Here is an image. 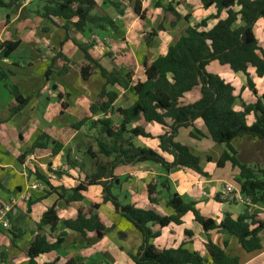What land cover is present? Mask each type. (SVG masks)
Returning a JSON list of instances; mask_svg holds the SVG:
<instances>
[{
	"label": "crops",
	"instance_id": "obj_1",
	"mask_svg": "<svg viewBox=\"0 0 264 264\" xmlns=\"http://www.w3.org/2000/svg\"><path fill=\"white\" fill-rule=\"evenodd\" d=\"M111 1L119 3L122 15L111 6H106L102 0H96L97 12L100 11L112 19L117 32L93 29L89 34L81 35L70 27L68 34L79 45L88 47L90 57L98 61L104 69L122 70V74L131 72L133 82L145 80L142 62L144 60L151 62L163 55L171 45L168 39L177 34L175 30L181 24L184 31L188 24L194 25L215 13L214 8L203 10L200 0H177L176 11L182 17L189 15V23L180 22L173 29L168 28L166 22L163 23L166 31L158 32L152 44L146 47L143 36L156 28L162 18L161 9L156 8L155 5L156 3L165 5L169 0ZM135 1L140 3L141 11L144 12L143 20L133 12ZM182 4L192 7L196 14H186L183 9L181 12L179 9L182 8ZM41 6L40 0H22L9 10L0 9V51L3 43H18L16 50L8 58H0V78L3 77V80H0V206L10 207L7 214L9 229L4 230L0 226V264H26L27 250L39 233L43 234L50 244H53L60 234L65 233L61 238V247L54 252L39 256L37 258L39 264L54 261L56 264H65L67 257L73 258L76 264H103L109 253L113 262L125 260L126 264H134L128 255L136 254L142 238L110 204L102 203L103 194L100 186L89 187L82 202L66 205L56 194L46 193V185L37 181L33 175H29V171L33 172L36 169L48 178L51 187L68 190L75 188L85 176L94 173L96 162L105 164L110 161L97 154L94 140L98 138L97 130L90 128L91 121L105 117L101 114L91 116L89 113V108L97 103L105 82L98 72L87 81L81 80L78 65L84 62L82 52L70 40L65 41L66 34L61 28V21L54 19L56 26H53L47 20L35 15ZM215 22V20L209 21L208 28H211ZM254 35L263 48V20H258L256 23ZM59 53L68 62L64 63L63 58H57L52 65V59ZM64 66L66 72L60 75L59 71ZM50 67L51 74L46 79L45 73ZM207 71L234 87V95L239 98L233 104L236 112L242 110L241 103L248 105L255 102L256 98L247 88L243 74L233 73L229 67L220 66L217 62H211L207 66ZM248 73L257 97H260L264 93V78H258L253 69H249ZM11 88L17 89L22 98L29 99L24 108L15 115L10 113V108L15 105L10 94ZM106 91L117 94L112 104L114 109H128L135 101L133 94L117 86H108ZM42 98L56 102L46 105ZM198 99L199 93L192 91L186 93L179 102L181 105H189ZM86 117L90 118V122L78 130L73 128ZM107 118L114 124L120 122V118L115 113ZM253 122L254 117L248 116L247 124ZM133 127H141L151 135L150 138H131L134 148L159 151L158 137L167 131L165 128L155 123L145 124L142 118L133 121L128 129ZM195 129L204 137L199 140L193 139L190 137L192 128H180L174 141L187 147L199 159L200 167L206 177L183 168H175L166 174L159 165L151 162L117 165L112 171L114 183L112 194L117 196L123 205L154 210L161 216H170L173 212L166 207L167 192L158 188V194L155 196L157 203L151 204L146 190L151 181L159 184L165 179L170 193L178 194L185 203H195L201 215L214 219L216 223H220L226 214L233 220L245 214L255 221L264 222V205L232 202L220 197L224 185H231L238 191V186L234 182L238 170L232 168L229 163L218 168L216 163L226 150L225 146L213 143L201 122L195 123ZM42 133L52 142L62 145V150L57 155H52L50 144L47 149L34 150L25 158L23 164H19L17 158ZM231 146L236 151V158L241 164L264 170V141L244 136L232 140ZM88 151L95 154V159L88 155ZM163 156L168 162L172 161L171 156L166 154ZM67 157L73 163V167L66 163ZM208 158L210 161L207 160ZM48 170L60 171L62 174L52 179L49 178L52 174ZM36 200L37 202L27 210V202ZM96 204L99 205L98 209H92L91 207ZM52 206H55L59 219L57 227L54 230L43 227L39 231L36 226L42 214ZM79 208H83L87 214L98 216L106 228L113 227V230L98 240L93 233L83 238L79 233L64 229L62 222L74 220ZM184 231L191 232L192 236H185ZM12 235L16 237L13 244ZM258 238L261 249L246 253L239 246L237 239L232 236L215 232L204 234L188 213L182 218V225L171 224L163 228L160 236L150 243L159 251L176 249L184 244L185 248L207 257L205 244L209 240L222 248L227 256L237 258L238 264H264V230L258 234Z\"/></svg>",
	"mask_w": 264,
	"mask_h": 264
},
{
	"label": "trees",
	"instance_id": "obj_2",
	"mask_svg": "<svg viewBox=\"0 0 264 264\" xmlns=\"http://www.w3.org/2000/svg\"><path fill=\"white\" fill-rule=\"evenodd\" d=\"M42 6L35 15L47 20L56 26L54 19L62 22L61 28L65 31V41L70 40L80 50L84 62L78 65L79 75L82 81H87L96 72L104 80L105 86L99 94L97 103L89 108L91 116L101 114L105 118L91 121L86 117L74 129L78 130L87 122L90 128L97 130L98 138H95L97 154L109 159L103 163H95V171L85 176L75 188H53L48 178L41 175L36 169L29 175L46 185V193H54L59 200H64L68 205L72 202H82L87 189L92 186L102 188V203L110 204L114 211L127 221L141 236L142 243L135 255H128L134 264H238V259L229 257L224 250L211 241L205 244L207 257L197 251L185 248L181 244L176 249L157 250L150 242L160 236V231L169 225H182V218L190 214L192 221L197 224L204 234L215 232L225 234L237 239L239 246L246 253L257 252L261 249L258 234L264 230V222L255 221L245 214L233 220L226 214L220 223L210 217L201 215L196 204L185 203L176 193H170L167 180L163 179L159 184L151 181L147 185V196L151 204H156L157 190L167 192L166 207L173 214L161 216L154 210L138 209L131 205H123L117 196L112 194L114 188L112 171L117 165L138 164L151 162L159 165L167 174L175 168L191 170L198 175L206 177L200 167L199 159L194 156L187 147L174 141L180 128H192L190 137L196 140L204 135L195 129V123L201 122L210 140L218 145H224L225 151L216 163L218 168L229 163L232 168L238 170V176L234 179L238 186L239 194L248 199L252 205H264V170L255 169L241 164L236 158V151L231 146L232 140L244 136L264 141V93L257 97L256 90L248 73L253 69L258 78H264V47H260L254 35V27L258 20L264 21V0H200L203 10L214 8L215 13L194 25H189L190 16L182 17L177 11V0H169L167 4L156 3V8L161 9L162 18L159 25L151 29L143 36V42L149 47L158 32H165L163 23L168 28H175L180 22L188 26L179 38L167 47L165 53L154 61L144 60L142 70L145 76L143 82H133L132 73L122 74V70H106L98 61L93 60L88 54V47L79 45L73 41L68 30L72 27L81 35L89 34L93 29L98 31L117 32L115 23L103 13H98L96 0H40ZM104 4L111 6L119 15H122L117 1L102 0ZM22 0H0V9H11ZM133 12L139 19H144L141 5L135 1ZM224 15V17H222ZM215 20V24L208 28V23ZM92 43V42H91ZM18 43L6 42L1 45L0 58H8L17 48ZM57 58H63L59 54L52 59V65ZM211 62H217L220 66H227L233 73H241L246 78V86L255 96L253 104L241 103L242 110L236 112L233 104L239 98L234 95V87L226 83L219 76L209 73L207 66ZM51 65V66H52ZM66 72L64 66L59 74ZM51 74V67L47 69L45 78ZM1 75V74H0ZM3 80V77L0 78ZM114 87L128 91L134 95L135 101L128 109H114L112 104L117 98L114 92H107L106 87ZM197 91L199 99L193 104L181 105L180 99L189 92ZM14 106L10 108L11 115L19 113L28 103V98H22L18 90L10 89ZM104 100V101H103ZM115 113L120 122L114 124L109 118ZM252 115L254 122L247 124V117ZM142 118L145 124L155 123L167 131L158 137L159 151L151 149L134 148L130 139L134 137L150 138L141 127L128 129L133 121ZM126 136H129L127 138ZM52 145V155H57L62 150V145L42 133L35 142L17 158L19 164H23L25 158L36 149H47ZM172 157L168 162L163 156ZM88 155L95 159V154L88 151ZM210 161V159H207ZM68 166L73 163L66 158ZM48 172L56 177L60 171ZM104 179V180H103ZM112 179V181H111ZM59 191V193H58ZM218 201V197H215ZM36 201L27 202V210ZM99 205H93L92 209H98ZM0 208H2L0 206ZM59 223L55 206L49 207L42 214L37 229L49 227L54 230ZM62 227L79 233L83 238L93 233L96 239L101 240L113 227L106 228L98 216L87 214L83 208H79L74 220L62 222ZM185 236H192L191 232L184 231ZM58 236L53 244H50L43 234H37L31 242L26 256V264H39L37 258L58 250L62 244V237ZM12 235V244L15 240ZM45 264H56L55 261ZM65 264H76L73 258L67 257Z\"/></svg>",
	"mask_w": 264,
	"mask_h": 264
},
{
	"label": "built area",
	"instance_id": "obj_3",
	"mask_svg": "<svg viewBox=\"0 0 264 264\" xmlns=\"http://www.w3.org/2000/svg\"><path fill=\"white\" fill-rule=\"evenodd\" d=\"M49 178L54 179L55 177L54 175H50ZM220 197L230 200L232 202L249 203L248 199L242 198V196L239 194V191H236L231 185L223 186V189L220 192ZM9 211H10L9 206H4L0 208V226L4 230L9 229V223L7 220V214L9 213Z\"/></svg>",
	"mask_w": 264,
	"mask_h": 264
},
{
	"label": "rangeland",
	"instance_id": "obj_4",
	"mask_svg": "<svg viewBox=\"0 0 264 264\" xmlns=\"http://www.w3.org/2000/svg\"><path fill=\"white\" fill-rule=\"evenodd\" d=\"M106 6H108L107 4H105ZM184 10V12H186V14H190V15H192V13H195L196 14V11L192 8V7H190L189 5H185L184 6V4H182V8H180L179 10L181 11V12H183V10ZM98 13H100V11H98ZM150 24V23H149ZM182 25L183 24H181V26H179V28H177L176 30H175V32L177 33V34H175L173 37L171 36L170 37V39H168V43H170V44H173L176 40H177V38H178V36L180 35V33L182 34L184 31H183V29H182ZM154 45V44H153ZM47 98H42V101L47 105V104H50V103H55L56 101L55 100H46ZM46 101H48V103H46ZM93 142V141H92ZM94 144V143H93ZM97 148V147H96ZM120 236V235H119ZM121 237V236H120ZM110 253H109V255H108V257L106 258V260L105 261H103L104 263L103 264H126V261L125 260H115L114 262L113 261H111L110 259H111V257H110Z\"/></svg>",
	"mask_w": 264,
	"mask_h": 264
}]
</instances>
